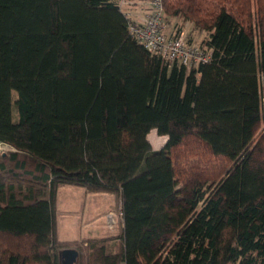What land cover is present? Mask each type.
Returning <instances> with one entry per match:
<instances>
[{
    "label": "trees",
    "instance_id": "16d2710c",
    "mask_svg": "<svg viewBox=\"0 0 264 264\" xmlns=\"http://www.w3.org/2000/svg\"><path fill=\"white\" fill-rule=\"evenodd\" d=\"M162 5L208 61L164 64L117 0H0V264H264V0ZM65 185L119 232L58 240Z\"/></svg>",
    "mask_w": 264,
    "mask_h": 264
},
{
    "label": "rangeland",
    "instance_id": "374dc122",
    "mask_svg": "<svg viewBox=\"0 0 264 264\" xmlns=\"http://www.w3.org/2000/svg\"><path fill=\"white\" fill-rule=\"evenodd\" d=\"M133 5L134 4H131V6ZM139 5L140 7H138V10L145 9L141 7V4ZM124 9H126L125 6H123V10ZM164 24L169 34L182 31L186 39H190L196 44H200L206 34L205 32L192 29L191 23H186L182 19L176 17L166 18ZM147 139L154 149H160L166 141V136L158 135L156 131L152 129L148 133ZM10 150L11 147L0 143V156L6 154ZM117 206L118 204L115 205L114 196L112 194L86 193L80 186L65 185L57 191L55 234H58L59 237H69V239L72 237L78 238L79 235L87 236V225L92 224V226L100 232V237H112L110 225H116ZM109 214L112 215V223L109 221ZM60 259L65 260L64 257ZM60 264L77 263L71 258L67 260V263L60 261Z\"/></svg>",
    "mask_w": 264,
    "mask_h": 264
},
{
    "label": "built area",
    "instance_id": "2783aa9c",
    "mask_svg": "<svg viewBox=\"0 0 264 264\" xmlns=\"http://www.w3.org/2000/svg\"><path fill=\"white\" fill-rule=\"evenodd\" d=\"M123 9L127 0H117ZM128 19V29L137 42L152 55L170 66L174 63L187 66L197 65L209 60L210 52L200 44L187 42L182 33L169 34L165 29L162 0H152L150 10L142 22L133 20L124 9Z\"/></svg>",
    "mask_w": 264,
    "mask_h": 264
},
{
    "label": "crops",
    "instance_id": "0c3cea01",
    "mask_svg": "<svg viewBox=\"0 0 264 264\" xmlns=\"http://www.w3.org/2000/svg\"><path fill=\"white\" fill-rule=\"evenodd\" d=\"M150 3L151 1L150 0H127V4L125 6V10L130 14L131 18L137 22H142L145 14L150 10ZM131 4H134L133 6H131ZM141 4V7H144L145 9L144 10H141L139 9L138 10V7H140ZM137 8V9H136ZM149 8V9H148ZM147 11V12H146ZM181 33L183 34V32L181 31ZM176 34V33H175ZM185 38V37H184ZM185 40L187 42H192L190 39H186ZM73 186V185H72ZM63 187V186H61ZM61 187H59L58 189H60ZM86 193H93V192H88L84 187L80 186ZM57 189V191H58ZM110 194V193H109ZM113 195V194H112ZM114 196V195H113ZM56 199H57V195H56ZM114 200H115V197H114ZM115 205L116 204V200H115ZM112 220V215L109 214V221L110 223ZM121 226V216H120V207L119 205L117 206V213H116V225L113 226V225H110V229H111V235L115 236L118 232H119V228ZM115 227H116V230H115ZM87 231H88V235L87 236H82V235H79L78 238H75V237H72L69 239V237H59L58 234H55L57 239L60 240V241H66V242H73V241H81L83 239H100V238H105V237H100L99 235V231L96 230L92 224H88L87 225Z\"/></svg>",
    "mask_w": 264,
    "mask_h": 264
},
{
    "label": "water",
    "instance_id": "95a60500",
    "mask_svg": "<svg viewBox=\"0 0 264 264\" xmlns=\"http://www.w3.org/2000/svg\"><path fill=\"white\" fill-rule=\"evenodd\" d=\"M77 256H78V252L73 248H63L59 251V260L64 263H67V260L71 258L76 261ZM61 257H64L66 262L65 260L60 259Z\"/></svg>",
    "mask_w": 264,
    "mask_h": 264
}]
</instances>
